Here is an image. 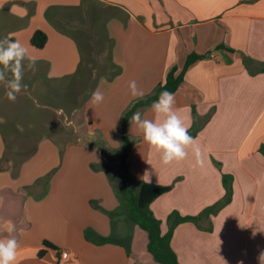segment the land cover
<instances>
[{
  "label": "crops",
  "instance_id": "1",
  "mask_svg": "<svg viewBox=\"0 0 264 264\" xmlns=\"http://www.w3.org/2000/svg\"><path fill=\"white\" fill-rule=\"evenodd\" d=\"M96 3L105 7L104 19ZM101 20L111 45L109 59L121 72L94 88L104 94L101 104L89 98L65 115L80 147L70 144L61 158L57 135H29L20 122L13 126L0 116V160L8 148L6 126L25 139H39L18 169L10 161L0 171V239L19 242L15 264H159L148 252L147 233L123 213L105 175L107 165H117L115 153L104 156L94 145L101 138L121 137L124 113L140 100L131 95L130 81H136L142 99L151 96L192 54L204 58L186 72L174 107L190 132L196 129L192 136L203 167L196 165L191 149L184 160L164 165L130 124L128 137L137 139L138 149L129 152L128 170L136 186L172 187L150 206L163 235L173 212L197 217L223 202V177H229L231 202L198 225H179L171 247L179 264H259L264 251V0H0V39L19 40L36 59L37 70L25 71L27 88L18 98L39 91V85L77 78L83 55L74 34L88 35L83 21ZM37 31L48 37L41 50L31 45ZM21 107L33 115L31 102L23 99ZM138 110L153 118L150 107ZM59 112L65 114L63 108ZM45 241L57 250L40 257ZM62 253L68 257L62 260Z\"/></svg>",
  "mask_w": 264,
  "mask_h": 264
},
{
  "label": "rangeland",
  "instance_id": "2",
  "mask_svg": "<svg viewBox=\"0 0 264 264\" xmlns=\"http://www.w3.org/2000/svg\"><path fill=\"white\" fill-rule=\"evenodd\" d=\"M80 24L81 29L87 31L88 35L84 36L81 32L74 34L80 52L83 55V67L77 78L71 81L60 83L51 82L39 85V91L26 93L21 99L17 96L15 102L7 98L6 86L3 84V86L0 87V116H5L6 120L13 126H18L17 123L20 122L19 124L21 125H19V127H26V131H24L29 135H31V132L36 136L57 135V144L61 146V158L65 157L66 149L70 144L80 147L75 129L73 126L68 125L65 115L69 114L74 106L82 108L89 100L92 91L98 86L99 82L104 78L109 80V77L115 72V70H111L109 66L111 45L107 42L106 30L104 27L105 23L101 20L100 23L83 21ZM23 99L31 102L33 106L32 116L27 115L26 112H29L28 109L21 107ZM35 106L37 108H35ZM60 108H63L65 114L59 112ZM18 119H21V121H18ZM38 119L40 121L39 125L36 123ZM5 130L8 138L7 156L10 159L20 163L28 157V154L34 152L39 139H25L23 136L11 130V126H6ZM89 130L91 131V129ZM130 141L132 144L130 152L132 149L137 151V139L130 138ZM83 144L85 145L84 142ZM110 145L111 147H109ZM122 145L121 138H113L108 141L101 138L96 141L94 146L97 150H100L104 156H109L111 152L115 153L112 159L115 163H118V155L122 150ZM109 167L112 174L109 177L107 172H105V175L113 189L114 186H120L121 179L117 172L118 166L111 163ZM98 168L102 167L100 166ZM113 191L115 193L114 189ZM115 195L117 194L115 193Z\"/></svg>",
  "mask_w": 264,
  "mask_h": 264
},
{
  "label": "trees",
  "instance_id": "3",
  "mask_svg": "<svg viewBox=\"0 0 264 264\" xmlns=\"http://www.w3.org/2000/svg\"><path fill=\"white\" fill-rule=\"evenodd\" d=\"M96 7H98V9L100 10H103V12L101 11V15L104 19V17L106 16V13H104L105 7L98 3H96ZM93 17L96 19V12L93 14ZM82 35L86 36L85 34ZM47 41V35L41 31H37L31 39V45L34 48L41 50L46 46ZM203 58L204 57L202 56L192 54L187 58L181 70H179L177 67L172 68L171 71L168 73L165 81L155 89V92L151 96L134 102L131 107L124 113L121 121L120 138L122 140L123 145L122 150L119 154V161L117 163V172L120 176L121 184L119 187L114 186L113 189L115 190V193L117 194V197L120 201L121 210L123 211V213L134 225H136L141 230L147 233L149 239L148 252L152 255L153 259L159 264H179L177 256L171 247V241L175 229L183 223H194L195 225H198L201 220L209 218L212 215H216L219 210H221L225 205L229 204L232 199L231 180L229 177H223V183L227 191V195L223 202L215 205L214 207L206 209L201 215L197 217H182L178 212H173L168 217L169 230L165 235H163L161 232V221H159L154 216L150 206L159 197L170 192L172 187L157 186L145 182L139 183V185L136 186V180L129 173L127 164V157L129 155L130 148L132 145L130 138L128 137V128L130 126L129 119L131 118L133 113L138 109L149 108L152 102L158 99L159 94L162 91L167 90L172 93H175L179 89L180 85L183 83L185 74L188 69L193 64L202 60ZM109 66L111 70H115L114 74L109 77V80L111 81L120 74L121 70L116 65H114L111 60L109 61ZM195 130L193 129L190 134L195 135ZM30 157L31 155L25 158L22 162L18 163L10 159L6 153L3 159L0 160V171L5 169V166L10 161H13L15 165L14 168L18 169ZM109 168V165H107V167L105 168V172H107V175H109L110 177L112 172ZM14 175L17 176L18 171L15 172ZM46 180L48 181V179ZM86 238L87 240H90L88 234L86 235ZM106 242L108 241H104V243ZM43 246L44 250L39 253L40 257L44 256L47 250H57V247L48 241H45L43 243Z\"/></svg>",
  "mask_w": 264,
  "mask_h": 264
},
{
  "label": "clouds",
  "instance_id": "4",
  "mask_svg": "<svg viewBox=\"0 0 264 264\" xmlns=\"http://www.w3.org/2000/svg\"><path fill=\"white\" fill-rule=\"evenodd\" d=\"M26 70H37L35 57L29 55L27 48L19 40L8 37L0 39V83L6 86L7 98L12 102L27 88L23 82ZM129 89L134 98H143L144 94L138 89L135 80L129 82ZM103 101L104 94L97 88L92 92L90 102L99 105ZM174 106L175 94L162 91L150 106L153 118H146L141 110H137L129 122L139 128L143 140L160 154L164 165L184 160L188 156V149H191L196 165L203 167L202 151L196 138L190 134L191 125L185 123ZM144 177L149 180L150 173L146 171ZM14 230V225L10 223L7 231L12 233ZM18 248L19 242L14 237L0 239V264H15ZM258 260L259 264H264V251H261Z\"/></svg>",
  "mask_w": 264,
  "mask_h": 264
},
{
  "label": "built area",
  "instance_id": "5",
  "mask_svg": "<svg viewBox=\"0 0 264 264\" xmlns=\"http://www.w3.org/2000/svg\"><path fill=\"white\" fill-rule=\"evenodd\" d=\"M68 257V253H62L61 254V259H66Z\"/></svg>",
  "mask_w": 264,
  "mask_h": 264
}]
</instances>
